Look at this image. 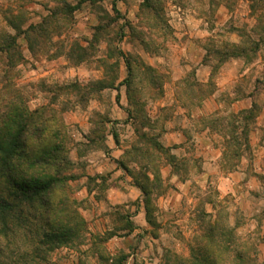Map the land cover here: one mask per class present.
<instances>
[{
    "label": "rangeland",
    "instance_id": "rangeland-1",
    "mask_svg": "<svg viewBox=\"0 0 264 264\" xmlns=\"http://www.w3.org/2000/svg\"><path fill=\"white\" fill-rule=\"evenodd\" d=\"M154 1L119 0L118 16L114 0H0V45L18 38L0 54V104L11 84L62 123L82 222L48 243L34 212L0 264H264V0ZM40 26L31 50L22 33ZM143 133L167 150L153 225Z\"/></svg>",
    "mask_w": 264,
    "mask_h": 264
},
{
    "label": "trees",
    "instance_id": "trees-1",
    "mask_svg": "<svg viewBox=\"0 0 264 264\" xmlns=\"http://www.w3.org/2000/svg\"><path fill=\"white\" fill-rule=\"evenodd\" d=\"M89 1L94 4L104 0ZM117 1L114 0L113 8L119 16ZM145 1L147 9L156 10L154 0ZM105 29L103 25L97 27L96 39ZM31 31L43 32L44 29L43 26L30 27L20 32L27 36L33 50L29 37ZM17 40L16 37L5 39L0 45V54L6 53L10 57V52L17 49ZM232 57L240 55L233 54ZM127 64L130 77L122 84L130 88L131 61L127 60ZM149 70L154 72L152 68ZM11 88V84L6 86L4 93L7 95L0 104V253L6 247L2 246V242L8 245L10 239H15L32 223L33 213L38 210H41L44 219L42 240L48 243L69 241L82 225V222L77 223V205L69 194V182L75 177L72 175L74 164L68 155L64 126L45 108L30 112L21 94ZM116 142H119L117 138ZM133 149L143 155L141 169L146 175L145 184L140 189L144 195L146 217L153 225L152 194L158 189L160 181L155 154L166 153L167 150L147 133L141 135ZM148 173L154 177L153 180ZM218 259V256L203 255L198 264H219Z\"/></svg>",
    "mask_w": 264,
    "mask_h": 264
}]
</instances>
